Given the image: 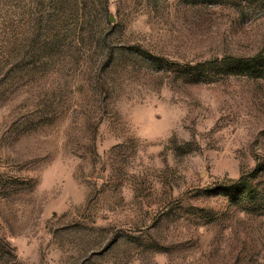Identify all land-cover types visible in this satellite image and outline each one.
<instances>
[{
  "label": "rangeland",
  "instance_id": "1",
  "mask_svg": "<svg viewBox=\"0 0 264 264\" xmlns=\"http://www.w3.org/2000/svg\"><path fill=\"white\" fill-rule=\"evenodd\" d=\"M256 56L264 0H0V264H264Z\"/></svg>",
  "mask_w": 264,
  "mask_h": 264
},
{
  "label": "trees",
  "instance_id": "2",
  "mask_svg": "<svg viewBox=\"0 0 264 264\" xmlns=\"http://www.w3.org/2000/svg\"><path fill=\"white\" fill-rule=\"evenodd\" d=\"M223 63L230 65L233 70L238 68L242 74L257 72L258 74L264 75V57L262 56H256L249 59H236L228 57L224 59ZM214 64L215 62H212L209 66H213Z\"/></svg>",
  "mask_w": 264,
  "mask_h": 264
}]
</instances>
